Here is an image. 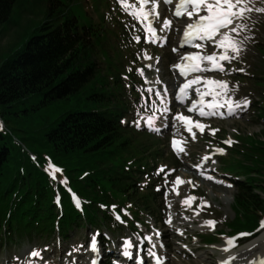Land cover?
<instances>
[{
  "label": "trees",
  "instance_id": "16d2710c",
  "mask_svg": "<svg viewBox=\"0 0 264 264\" xmlns=\"http://www.w3.org/2000/svg\"><path fill=\"white\" fill-rule=\"evenodd\" d=\"M17 3L0 0V28ZM43 4L44 17L24 45L0 58V245L43 235L49 239L57 232L67 238L74 227L117 230L115 215L125 202L138 216L141 206L157 197L136 188L150 167L145 153L153 141L137 143L138 134L122 122L129 110L119 76L121 43L128 38L124 16L111 13L108 25L104 16L86 22L59 0ZM260 75L264 94V72ZM260 106L264 118L263 97ZM240 138L225 168L238 178L230 233L253 232L264 214V139ZM49 162L63 168L80 206L65 183L49 177Z\"/></svg>",
  "mask_w": 264,
  "mask_h": 264
},
{
  "label": "rangeland",
  "instance_id": "374dc122",
  "mask_svg": "<svg viewBox=\"0 0 264 264\" xmlns=\"http://www.w3.org/2000/svg\"><path fill=\"white\" fill-rule=\"evenodd\" d=\"M43 1L44 0H18L9 22L0 28V58L13 48L24 45L27 37L32 34L36 25H38L44 17L45 5ZM59 1L79 14L82 21L98 22L100 16L108 17V12L106 11L108 8V0ZM131 2L135 3V0H131ZM253 2L255 7H264V0H253ZM111 5H116L122 10V6L118 3V0H115V3L114 0H111ZM110 10L112 11L111 13L117 11V9L113 7ZM160 12L162 18L167 17L171 19L173 21V27L175 26L174 28L170 27V30L167 32H161L162 37L166 36L169 40L163 48L145 42L144 36L139 29L137 31H132V35L128 38L129 40L127 43H121V49L123 51L122 59L120 60L122 62V69L120 71L122 73L119 76L122 79V91L127 95L126 101L130 103V109L127 117L124 119V123L130 128L140 131L139 135L145 137L148 136L146 133L147 128L142 123L152 112L150 107H143V100L144 98H148L158 101V97L147 92V88L155 87L162 91L164 87H167V92L163 94L167 99L172 98V94L170 93L174 91V86L177 83L172 65L180 59L177 52L172 51L171 47H177L178 33L182 21L172 19L169 10L166 8H160ZM124 13L127 14V12ZM105 23L108 25L107 22ZM248 23L250 31L245 35H250L252 38L246 41V50L242 53L240 59L227 63L225 72H204L203 75L206 77L212 76L216 79L228 80L230 86H234L239 82L240 87L235 93V98L238 100L249 98L251 100V105L246 111L231 116L225 115L224 117L214 116L209 118L192 116L194 120L200 119L203 123L209 125L208 128L219 129L217 136H219L220 140L216 143L211 142L210 139L205 136L209 134L208 131L205 132L204 136L197 135V138L194 140L187 139L180 128V135H178V137L186 141V151L179 155L177 154L178 158L173 156L169 151V137L175 135L177 127H179L178 125L173 127L175 121L172 120L170 114V126L173 129H167V127L159 132L160 138L163 140L162 145H160L161 149L157 151L159 155H157L158 157L156 160H151V171L141 174V183H136V188L139 189L138 193L144 194L145 187L150 188L151 186V190L155 191L154 187L160 185V182L165 180V176H167L170 182L175 176H180L185 181H191L192 184L195 185L193 187L190 184H185L187 194L195 195L199 199L193 206L188 207L183 204V199L186 197V191L184 189H180L179 196L174 194V190H169L168 195H160L155 201L157 212L153 213L151 207H149L141 217L136 218L135 229L131 230L128 224L126 225L122 222L121 227L117 229V231L111 230V247L115 245L117 251L120 250L122 236L129 235L139 237V234L151 235L152 233L159 232L160 235L164 237V243L167 245L166 251L169 254L168 264H220V260L223 257L224 251H222V249L225 245V239L229 235H232L228 231L227 224L235 216L233 197L237 193V188L233 185L232 179L226 176L227 173L220 171L222 170L223 164L222 158L213 155L212 159L205 165L208 167L209 175H213V177L224 181L225 183L223 184L216 183V181L209 179V182H207L196 175L193 166L201 161L204 155H209L215 145L223 146L227 151V144H225L224 141L229 138L236 141L237 135L240 132L253 134L254 138L264 139V120L258 116L259 98H264V94L261 95V87L256 84V81H260L257 80V74H260L261 71L264 70V57L261 53V51L264 50V13L253 11L251 13V20L248 21ZM111 28L114 27L111 25ZM134 35L141 36L139 43L133 39ZM145 51L149 56L153 57L152 60L145 58ZM212 51V48H207L208 54H211ZM134 56L137 58L138 62L136 61L132 66L135 71L134 76H130L133 70L129 71V64L131 63H129L127 59L133 58ZM100 60L102 59H96L97 66L102 69V74H105V64ZM148 64H151L152 67L148 68ZM140 68L144 69L143 76L137 71V69ZM233 68H244L246 71H230ZM109 74L111 77V71ZM106 78L112 83L111 78ZM201 87L203 86L201 85ZM131 89L138 93V95L131 94ZM170 102L172 107H169L172 109V112H180L186 115L184 105L175 104L173 100ZM27 104L29 106V103ZM14 118L16 117L14 116ZM133 121H137L138 124L133 123ZM9 125L13 126L15 124L10 122ZM158 125L160 126V123H158ZM16 133L17 135L20 134L19 132ZM131 134L133 136L135 135L132 131ZM142 141L144 142L145 140L140 138L137 140V143ZM146 146H148V144ZM154 154V151L150 153V155ZM162 166H164V172L157 175L156 171ZM173 169L175 171H170ZM57 176L60 179L63 178L62 174L59 172H57ZM229 184L231 187L227 186ZM163 187L165 188L164 185ZM141 194L140 196L142 197L143 195ZM225 195H228L227 198H224ZM203 200L209 201L211 206L209 208H203L200 214L196 215L193 211L199 207ZM168 203L171 204V208L168 207ZM124 204L130 207V205H128L129 203L125 202ZM131 209L134 210L133 208ZM164 211L166 212L165 221L160 222L159 220L163 217ZM169 213L174 214L171 224L167 223ZM126 214L128 216L125 219L127 221H132L131 215L129 213ZM206 220L218 221L215 225V230H212L210 226L204 224ZM103 230L105 231L106 229ZM256 233L255 236L249 237L247 240L243 241L234 251H240L256 240L264 241V230L262 232L257 231ZM90 234V228L74 227L71 229L67 238H62L63 240L59 238L58 235L49 239H47L46 235H43L5 242L0 245V264H23V261L28 258L27 254L33 249L43 250L44 259L41 264H63L67 262L71 264L75 262L73 257H79V260L82 262L86 255L87 241ZM160 235H156V237L159 239ZM206 238H214L215 240L211 245L204 244L203 240ZM139 239L141 238H138V240ZM80 245H83V248L80 251H75L76 247ZM36 259L38 260L39 258Z\"/></svg>",
  "mask_w": 264,
  "mask_h": 264
},
{
  "label": "snow or ice",
  "instance_id": "6c2138e0",
  "mask_svg": "<svg viewBox=\"0 0 264 264\" xmlns=\"http://www.w3.org/2000/svg\"><path fill=\"white\" fill-rule=\"evenodd\" d=\"M163 2L164 5L175 4L173 16L185 18L186 24L183 31V40L180 48H174V52H180L185 45H190L192 48L199 51H187L180 52V60L178 63L172 65L174 69H179V73L182 77L186 78V82L179 87L178 92L174 93L175 99L179 101L186 100L190 93L198 94L199 99L192 101L190 107L186 111L192 113H198L201 118H209L214 116L224 117L225 115H236L240 112L246 111L251 105V100L249 98L236 99L235 93L239 90V82L234 86H230V82L224 79H216L212 77H206L203 75L204 72L209 71H219L225 72V63H231L233 60L240 59L242 53L246 50V41L250 40L252 37L250 35H245L249 33L250 26L248 21L251 20V13L253 11L264 13V7H255L253 0H135V3L131 0H118V3L122 6V10L127 12L131 17H133L140 25L143 26L145 31L146 39L149 42H156L161 39L167 40V37H162L161 32H167L173 21L167 17L162 18L160 12V4ZM133 28L135 25L132 26ZM133 39L139 43L141 40L140 35H134ZM206 47H211L213 49L211 54H207ZM145 58L152 60L153 57L149 56L145 51ZM158 62V59H157ZM148 68L152 65L148 64ZM131 71V69H129ZM141 76L144 75V69H137ZM230 71H240L245 72L246 69H231ZM190 74L194 75L193 78L187 79ZM201 85L203 88H201ZM167 87L163 90H159L155 87H148L147 92L154 94L158 97V101L155 99L144 98L143 107L151 108L152 114L146 117L147 126L153 128V130L159 132L160 127H168L169 115L171 114L172 120L175 121L173 127H177L176 134L173 135L170 144L172 149L179 155L186 151L185 144L186 141L183 139H177L176 137L180 135V128L186 130L190 134L191 138L194 140L197 136V130L199 133L203 134L209 125L203 123L200 119L194 120L191 115H184L180 112H172L169 107V101L167 97L163 94L167 92ZM205 97H212L210 101H205ZM159 121L160 127H156V122ZM137 123V121H133ZM219 129H211L212 134L215 135L216 131ZM237 141L231 138L224 141L227 145H232ZM224 154V148H216L214 152L209 155H204L202 162L194 165L195 168L203 169L204 165L207 164L209 160L215 153ZM214 163V161H213ZM50 175L55 180L57 172H62L63 170L56 167L55 165H49ZM170 171H175L170 170ZM164 172V166H162L157 175ZM201 175L204 172L201 171ZM209 180H215V177L208 175L206 176ZM62 183H67V180L61 181ZM165 185L170 184L169 190H174V194L179 196L180 189L178 186L184 184H190L193 187L191 181H185L180 176H175L170 182L165 176ZM216 183H225L222 180H216ZM231 187V185H227ZM159 186L157 191H159ZM183 199V204L191 207L199 198L195 195L187 194ZM167 195V192L165 193ZM77 206H80L79 199H76ZM205 206H211L207 201H202L199 208L202 210ZM168 207L171 208V204L168 203ZM115 208V206H113ZM196 215L200 212L196 211ZM116 219H120L117 215ZM167 223H172V215L168 214ZM218 223L216 220H206L204 224L210 226L212 230H215V225ZM264 230V220L260 221L259 228L256 231ZM183 234V233H181ZM253 233H238L234 237L226 238L225 245L222 251L229 253V255L220 261V264H234L237 259L236 256L231 255L232 249L237 247V241L243 236H250ZM99 232L95 233L91 237L90 249L99 253L98 240ZM138 235V234H133ZM160 235L156 232L151 235H145L139 240H134L133 236H129L123 239L122 243V255L131 259L133 257V249H136L143 245L144 241H153L154 236ZM156 247L152 244L148 247V256L154 257L156 264H164V258L157 255L153 249ZM83 245L77 246L75 251H80ZM142 250V248H141ZM28 258L23 261V264H41L43 261V250L33 249L28 254ZM36 258H39L38 260ZM90 264H98V260L93 259ZM114 264H119V261L114 262ZM140 264H146L143 257L140 258ZM252 264H264V258L259 261H253Z\"/></svg>",
  "mask_w": 264,
  "mask_h": 264
},
{
  "label": "bare ground",
  "instance_id": "6f19581e",
  "mask_svg": "<svg viewBox=\"0 0 264 264\" xmlns=\"http://www.w3.org/2000/svg\"><path fill=\"white\" fill-rule=\"evenodd\" d=\"M175 27V26H174ZM172 27V28H174ZM179 43V40L177 42V47ZM180 52L181 49H180ZM180 55V54H179ZM163 128V127H162ZM172 129L169 123V126L167 129ZM207 168L204 166L203 169H198L195 168V171L200 174L201 171L204 172L203 176H208L209 174L206 172ZM201 175V174H200ZM208 180V179H207ZM181 190H186V185H180L178 186ZM226 194V193H225ZM228 195H225L224 198H227ZM166 258L168 260L169 257H167V253H165ZM229 255V253L223 252V257L221 258L224 259ZM231 255H234L237 257V259L234 261V264H252L253 261H259V259L264 257V241L262 240H256L254 242H251L247 247L243 248L240 251H234L231 253Z\"/></svg>",
  "mask_w": 264,
  "mask_h": 264
}]
</instances>
